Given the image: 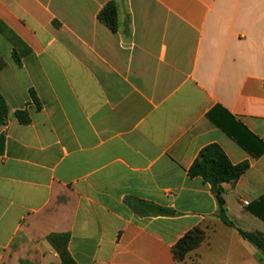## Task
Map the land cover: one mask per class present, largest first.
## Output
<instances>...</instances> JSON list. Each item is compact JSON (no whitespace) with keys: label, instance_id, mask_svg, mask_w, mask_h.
<instances>
[{"label":"crops","instance_id":"1","mask_svg":"<svg viewBox=\"0 0 264 264\" xmlns=\"http://www.w3.org/2000/svg\"><path fill=\"white\" fill-rule=\"evenodd\" d=\"M111 1L117 31L98 18ZM0 57V264H62L59 230L76 264H264L239 232L264 235V0H0ZM218 107L252 152L208 118ZM212 144L249 163L221 186L234 227L189 175ZM26 219L39 255L10 251ZM197 227L206 240L178 263Z\"/></svg>","mask_w":264,"mask_h":264},{"label":"trees","instance_id":"2","mask_svg":"<svg viewBox=\"0 0 264 264\" xmlns=\"http://www.w3.org/2000/svg\"><path fill=\"white\" fill-rule=\"evenodd\" d=\"M99 20L108 26L112 31L118 29V8L116 2H109L99 13ZM4 66V61L0 57V69ZM9 117L8 105L0 93V128L3 127ZM17 118L21 124H29L30 118L23 112L17 113ZM208 118L220 129L226 132L231 138L236 140L243 148L248 151H253L251 146H255V141H259L257 137L252 135L248 129L239 121H237L226 110L216 108L208 114ZM248 135V136H247ZM258 150H254V152ZM264 152V144L260 153ZM249 163L243 162L238 165L231 163L225 152L217 144H212L204 148L189 170L191 177H200L205 182L210 183L218 192L217 201L219 206L218 218L228 226L234 227V224L227 218L225 213V200L223 198L222 184L237 181L247 170ZM56 196L53 194L50 204L44 210V213H54L57 211ZM39 216V215H38ZM241 236L253 244L261 253L264 259V235L259 232L249 233L239 230ZM207 230L202 227H197L188 232L182 237L173 248L175 259L178 263L184 262L188 255L196 251L207 238ZM70 233L69 231L59 230L54 231L48 236V241L53 249L58 253L62 264H76L71 258L68 251ZM25 244L28 256L35 254L39 255V250L36 247L38 239H35L29 233L26 223L22 224L14 238L10 251H13L15 244ZM24 261V259H23ZM22 264V263H21Z\"/></svg>","mask_w":264,"mask_h":264}]
</instances>
